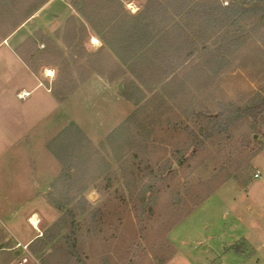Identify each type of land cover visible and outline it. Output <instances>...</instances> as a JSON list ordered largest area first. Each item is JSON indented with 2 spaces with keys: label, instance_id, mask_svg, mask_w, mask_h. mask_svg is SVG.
I'll use <instances>...</instances> for the list:
<instances>
[{
  "label": "rangeland",
  "instance_id": "1",
  "mask_svg": "<svg viewBox=\"0 0 264 264\" xmlns=\"http://www.w3.org/2000/svg\"><path fill=\"white\" fill-rule=\"evenodd\" d=\"M72 2L50 0L11 43L39 32L54 38L71 63L59 61L57 47L51 53L39 44L35 56L48 58L40 75L51 86L64 77L67 83L70 77L78 80L81 69L91 73L65 100L59 123L66 126L51 141L75 176L67 210L79 216L77 259L70 255L69 237H53L65 212L46 203L37 207L36 232L24 220L34 207L13 205L0 207V264L24 258L27 264H264V115L234 116L228 134L202 147L194 146L191 135H202L207 116H217L223 104L233 110L259 104L264 66L232 53L220 58L212 48L211 55L189 63L207 75L189 80L190 69H184L160 83L166 75L160 59L122 58V51L117 56L103 50L91 31L83 42L74 41L77 48L59 39L67 37V20L77 15ZM143 5L132 0L125 7L136 15ZM2 30L0 25V44ZM95 81L113 92L98 91ZM44 165L45 181L64 171L54 154ZM37 169L41 172V164ZM80 185L89 187L84 205L69 201ZM17 211L22 214L10 220Z\"/></svg>",
  "mask_w": 264,
  "mask_h": 264
},
{
  "label": "trees",
  "instance_id": "2",
  "mask_svg": "<svg viewBox=\"0 0 264 264\" xmlns=\"http://www.w3.org/2000/svg\"><path fill=\"white\" fill-rule=\"evenodd\" d=\"M131 1L73 0L72 7L77 15L72 14L67 20V37L60 36L59 39L63 38L68 47L77 48L74 41L83 42L89 38L91 31L103 41L105 45L103 50L113 51L117 56L122 51V58L150 59L152 56L156 63H159L160 59L166 71L160 83L166 82L181 70L189 71V63L197 55H211L212 48L216 49L220 58L232 53L234 58L236 55L241 56L246 64L264 66V0H142L143 9L136 15L131 14L125 7V4ZM48 2L50 0H0V25L4 40L24 24L29 23L28 21ZM41 34L42 32H39L29 37L16 48V53L36 74L46 66L43 59H48L35 56L40 43L46 49L48 47L51 53L57 47L59 61L62 60L67 66L70 65V56L68 58L60 52V47L54 38ZM130 47L132 50L126 53V48ZM41 52L44 54L45 50ZM80 55L86 56L83 50ZM172 59L174 61H171ZM191 68L189 80L192 77L195 80L207 75L200 66ZM81 70L82 74L78 80L70 77L71 80L67 83L68 78L64 77L52 86L45 81L60 103L65 102L81 83L91 77L90 72ZM237 115L239 118L257 120L264 115V99L259 104L236 110L228 105H221V111L217 116H207L208 124L206 129L202 130V135L198 136L195 132H191L194 146L202 147L206 140L220 134H228L234 116ZM60 137L65 139L64 142L68 140V136L61 134ZM62 152L64 151L60 153ZM52 153L60 159L64 171L53 183V192L48 194L47 199L50 205L65 212L57 223L58 227L53 237L64 241L69 237L72 243L70 255L76 257V252L73 250L75 251L77 246L79 216L73 210H67L68 205H71L67 204V200L70 197L69 192L74 190L72 181L75 176L66 169L68 162L63 158L64 155L57 154L55 150ZM76 189V196L69 201H79L80 205L88 203L84 192L89 187L80 185Z\"/></svg>",
  "mask_w": 264,
  "mask_h": 264
},
{
  "label": "crops",
  "instance_id": "3",
  "mask_svg": "<svg viewBox=\"0 0 264 264\" xmlns=\"http://www.w3.org/2000/svg\"><path fill=\"white\" fill-rule=\"evenodd\" d=\"M15 34L0 44V207H34L30 214H24V220L37 232L38 227L32 224L41 218L37 207L50 205L47 196L56 181L50 177L45 181L40 175L45 174V158L53 154L52 138L66 126L59 121L68 102L60 103L44 76L36 74L16 53L23 40L11 43ZM93 39L99 47L103 45L97 37ZM92 83L98 91L113 92L109 84ZM39 164L41 172L37 169ZM16 195L21 204H15ZM20 214L17 211L9 219Z\"/></svg>",
  "mask_w": 264,
  "mask_h": 264
},
{
  "label": "built area",
  "instance_id": "4",
  "mask_svg": "<svg viewBox=\"0 0 264 264\" xmlns=\"http://www.w3.org/2000/svg\"><path fill=\"white\" fill-rule=\"evenodd\" d=\"M258 176V175H257ZM18 247L22 248L23 250L25 251H28V246H25V245H22V244H19ZM29 261L28 258H24L22 259L18 264H27Z\"/></svg>",
  "mask_w": 264,
  "mask_h": 264
},
{
  "label": "bare ground",
  "instance_id": "5",
  "mask_svg": "<svg viewBox=\"0 0 264 264\" xmlns=\"http://www.w3.org/2000/svg\"><path fill=\"white\" fill-rule=\"evenodd\" d=\"M95 42H97L96 40H94ZM49 73H53L52 71L48 70ZM35 227L38 225L37 222H34L33 224Z\"/></svg>",
  "mask_w": 264,
  "mask_h": 264
},
{
  "label": "water",
  "instance_id": "6",
  "mask_svg": "<svg viewBox=\"0 0 264 264\" xmlns=\"http://www.w3.org/2000/svg\"><path fill=\"white\" fill-rule=\"evenodd\" d=\"M121 89H122V86H121ZM91 198H93V196H91Z\"/></svg>",
  "mask_w": 264,
  "mask_h": 264
}]
</instances>
